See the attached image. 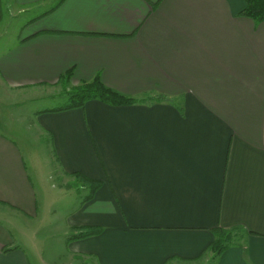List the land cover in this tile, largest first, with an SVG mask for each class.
Returning a JSON list of instances; mask_svg holds the SVG:
<instances>
[{
	"label": "crops",
	"instance_id": "1",
	"mask_svg": "<svg viewBox=\"0 0 264 264\" xmlns=\"http://www.w3.org/2000/svg\"><path fill=\"white\" fill-rule=\"evenodd\" d=\"M246 7L0 0V24L6 8L30 15L0 49V264H264V22ZM70 70L71 88L99 77L159 101L32 112L27 129L48 156L39 166L85 193L65 216L62 242L47 249V239L37 243L50 225L31 154L1 126L14 103L61 89ZM91 227L100 231L77 237ZM228 230L237 240L216 255Z\"/></svg>",
	"mask_w": 264,
	"mask_h": 264
},
{
	"label": "rangeland",
	"instance_id": "2",
	"mask_svg": "<svg viewBox=\"0 0 264 264\" xmlns=\"http://www.w3.org/2000/svg\"><path fill=\"white\" fill-rule=\"evenodd\" d=\"M29 18V14H9L7 8L5 9V13L0 24V49L3 50L4 45L8 44V41L15 40L19 37ZM68 88L69 87H62L61 89L51 90V92L47 91V93L28 95L27 97L22 98L21 101L23 103L21 104L19 102L16 106V103H14V107L12 109L13 114L10 115L12 117L7 118V121L3 122L1 126V130L9 133L15 139H18V141H20L26 149L24 153L26 155L30 153L31 158H33L31 159L27 157L28 169L34 184L38 189L40 207L44 206L46 211L44 223L50 225L46 229L38 230L37 243L47 239V242L49 241L47 249L54 248L53 244H59L62 242V234L66 231L65 216L70 209L76 207L81 199L80 197H83L85 193L82 190H79L81 186L77 187L69 184V187H64L63 183H54V180H52L53 178H49V173H46V169L39 166V163L45 164L46 158L48 157L46 156V152L43 148H41V146L45 145L46 142L45 140L37 141L35 136L36 128L30 130L27 129V126L28 121H33V118L30 117L32 112L61 109L67 106L70 102ZM2 96L3 93H1L0 89V98ZM36 156L38 157L35 158ZM41 185L44 187L43 189H41ZM43 193L45 194L44 198L42 197ZM41 212L42 211L40 209L38 219L34 221L31 220L33 224H39V221L43 219ZM57 226H60V229H56ZM12 231L16 238L18 235L20 236L19 223L14 226ZM235 233L234 235L237 236ZM234 235L233 238L235 237ZM235 240H237L236 237L233 242ZM34 249H36V247H34ZM43 249L44 247L40 248L41 253L43 252ZM44 257H47V253Z\"/></svg>",
	"mask_w": 264,
	"mask_h": 264
},
{
	"label": "trees",
	"instance_id": "3",
	"mask_svg": "<svg viewBox=\"0 0 264 264\" xmlns=\"http://www.w3.org/2000/svg\"><path fill=\"white\" fill-rule=\"evenodd\" d=\"M247 7L242 13L243 15L251 18L256 23L264 22V0H246ZM73 76V70H70L62 76L60 82L63 83L64 87H69V104L61 109L50 110L46 112H60L66 110H73L83 108L88 102L100 101L112 106L121 107L129 106L140 102L148 101H159L153 97L146 98L145 100H139L134 97L122 94L108 86H106L99 77L94 80L85 82L75 88L70 87V81ZM163 99V98H162ZM95 188V187H94ZM100 231L99 228H88L82 233L78 234V238L90 237L97 234ZM236 231L228 230L222 232L220 240L214 242L212 248L216 255L220 254L223 250L230 247L233 244V240L236 237L234 235ZM236 234V233H235ZM233 235L235 236L233 238Z\"/></svg>",
	"mask_w": 264,
	"mask_h": 264
}]
</instances>
